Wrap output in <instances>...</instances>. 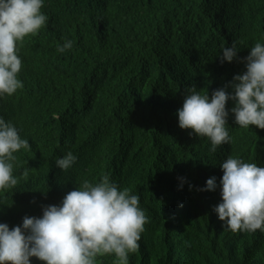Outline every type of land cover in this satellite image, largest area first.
Masks as SVG:
<instances>
[{"label":"trees","instance_id":"16d2710c","mask_svg":"<svg viewBox=\"0 0 264 264\" xmlns=\"http://www.w3.org/2000/svg\"><path fill=\"white\" fill-rule=\"evenodd\" d=\"M41 11L46 25L18 43L24 87L0 97V117L31 146L14 153L19 182L0 190V223L42 217L107 174L150 219L139 264H264V232L223 227L220 192L199 191L230 156L264 167V132L230 113L231 142L210 153L177 115L191 86L211 95L246 70L220 55L233 42L240 57L264 44V0H44ZM65 40L73 47L60 53ZM68 152L77 160L62 170Z\"/></svg>","mask_w":264,"mask_h":264},{"label":"clouds","instance_id":"9594fccd","mask_svg":"<svg viewBox=\"0 0 264 264\" xmlns=\"http://www.w3.org/2000/svg\"><path fill=\"white\" fill-rule=\"evenodd\" d=\"M43 7L44 0H0V97L12 96L24 87L18 79L22 68L18 43L36 36L46 25ZM72 47L73 42L65 40L62 46L57 45V51ZM221 53L222 64L236 60L246 70L211 95L191 86L177 109L179 127L191 130L190 136L208 138L210 153L231 142L226 128L230 113L236 125L255 126L259 133L264 132V44L257 42L246 57L238 55L235 42ZM229 101L234 104L230 110ZM21 149L31 150L29 141L0 117V190L17 186L13 162L17 159L14 153ZM76 160L68 152L56 164L68 170ZM217 173L218 179L212 176L199 191L220 192L221 202L213 211L223 227L234 233L264 232V167L230 156ZM28 175L25 169L23 178ZM149 222L140 197L128 188L121 190L105 174L95 184L84 180L60 205L43 206L42 217L25 216L22 225L12 228L0 223V264H31L33 257L44 264H99L103 258L114 264H139V241Z\"/></svg>","mask_w":264,"mask_h":264}]
</instances>
